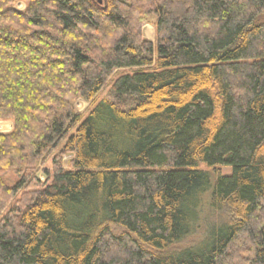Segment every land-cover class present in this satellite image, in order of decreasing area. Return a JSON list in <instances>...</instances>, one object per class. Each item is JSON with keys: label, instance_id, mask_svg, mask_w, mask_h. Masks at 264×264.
Segmentation results:
<instances>
[{"label": "trees", "instance_id": "1", "mask_svg": "<svg viewBox=\"0 0 264 264\" xmlns=\"http://www.w3.org/2000/svg\"><path fill=\"white\" fill-rule=\"evenodd\" d=\"M1 121L0 264H264V0H0Z\"/></svg>", "mask_w": 264, "mask_h": 264}, {"label": "rangeland", "instance_id": "2", "mask_svg": "<svg viewBox=\"0 0 264 264\" xmlns=\"http://www.w3.org/2000/svg\"><path fill=\"white\" fill-rule=\"evenodd\" d=\"M24 7L25 6H24L23 3L16 4V9H18V10H23ZM142 35H143L144 38L154 42V40H155V29H154V27H153V25L151 23L145 24L143 26ZM106 91L107 90L105 89L104 91L100 92L99 97H105L106 96ZM88 105H89V102H87V101H85L83 99L74 100V107H75V110L77 112H84L88 108ZM1 124H6L5 128H1ZM12 128H13V123L11 121H1L0 122V133L10 132L12 130ZM69 159H70L69 155H64L62 157L61 163H62L64 168L67 167V162L69 161ZM45 166L48 167V168H51L50 161H48ZM200 168L206 169L205 166H200ZM39 169H40V171L38 172V177H39L40 181H44V176H43V174L41 172V170L43 169V166L40 165ZM218 173H220L222 176H229L231 174V168L230 167L219 168L218 169ZM207 200H208V193L205 195V197L202 200V203H201V206H200V209H201L202 212L199 215L200 216L199 217L200 220H198L197 223L202 224L203 223L202 222L203 216L204 215L207 216V214L209 213V211H207V209H206ZM205 210L207 212H205ZM198 232H200V231L198 230ZM198 232L195 233V236L193 235V236L190 237V241L192 240V238H197V236L199 234Z\"/></svg>", "mask_w": 264, "mask_h": 264}, {"label": "bare ground", "instance_id": "3", "mask_svg": "<svg viewBox=\"0 0 264 264\" xmlns=\"http://www.w3.org/2000/svg\"><path fill=\"white\" fill-rule=\"evenodd\" d=\"M6 124H1V128H5Z\"/></svg>", "mask_w": 264, "mask_h": 264}]
</instances>
